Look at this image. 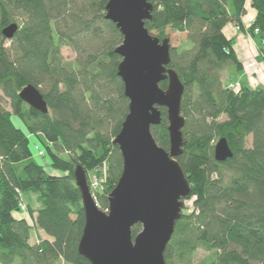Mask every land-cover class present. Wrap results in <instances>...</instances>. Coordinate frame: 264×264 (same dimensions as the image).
<instances>
[{"label":"trees","instance_id":"16d2710c","mask_svg":"<svg viewBox=\"0 0 264 264\" xmlns=\"http://www.w3.org/2000/svg\"><path fill=\"white\" fill-rule=\"evenodd\" d=\"M107 2L0 0V264H90L78 253L85 218L74 170L80 167L88 180L90 172L105 167L103 187L93 199L106 211L122 172L113 140L128 113L117 76L121 58L114 53L122 36L105 19ZM148 2L153 6L145 22L149 34L160 41L167 32L185 35V46L170 47L168 67L184 86L183 147L176 161L190 187L185 200L193 209L187 213L185 208L175 223L164 262L264 264V88L241 85L232 91L222 80L226 70L231 78L242 71L235 39L224 36V27L233 24L245 31L250 10L254 16L247 31L256 37L257 29L262 43L264 0ZM11 24L17 30L6 39L1 32ZM62 48L75 54L73 62L63 59ZM27 85L40 92L47 114L20 100ZM161 111V124L151 133L168 150ZM31 137L61 174L49 175L37 163ZM222 138L232 157L219 163L213 150ZM25 192L36 194L39 203L36 210L25 205L32 225L17 217ZM31 230L47 239L30 242ZM140 230L134 226L132 236ZM198 251L206 256L196 262Z\"/></svg>","mask_w":264,"mask_h":264},{"label":"water","instance_id":"95a60500","mask_svg":"<svg viewBox=\"0 0 264 264\" xmlns=\"http://www.w3.org/2000/svg\"><path fill=\"white\" fill-rule=\"evenodd\" d=\"M153 6L148 0H108L105 19L122 36L114 53L121 58L117 76L128 100V113L113 140L122 158L119 180L107 197L108 208L101 211L80 167L74 170L75 185L81 194L85 223L78 253L90 264H165L164 251L183 211L190 187L176 159L182 154L184 119L180 104L184 86L169 68L170 42L149 34L145 22L151 20ZM15 24L1 32L11 39ZM167 82L165 89L160 84ZM18 97L30 108L47 114L40 92L25 86ZM167 120L169 148L155 142L151 128ZM216 162L232 157L227 141L214 145ZM141 227L134 237L132 228Z\"/></svg>","mask_w":264,"mask_h":264},{"label":"rangeland","instance_id":"374dc122","mask_svg":"<svg viewBox=\"0 0 264 264\" xmlns=\"http://www.w3.org/2000/svg\"><path fill=\"white\" fill-rule=\"evenodd\" d=\"M247 19H249V18H247ZM247 27L248 26L245 27V31H241L240 28L238 30L237 26L234 25V30L237 33L238 32H242L245 35L251 36L250 33L247 31ZM155 35H156L155 33H152V36L155 37ZM166 35H167V38L169 39L170 47L181 48V47L185 46V35L184 34H178V33L170 34L169 32H167ZM255 36L258 37V34L255 35ZM263 40H264V36H263ZM259 44H260L259 46H264V41H262V43L259 41ZM61 54H62L63 59L66 62H73L75 60V58H76L75 54L68 48H62L61 49ZM245 65H247V64H245ZM242 74H243V66H242L241 74L240 75H236L234 78H231L229 76L228 70L224 71L222 73L223 84L226 85V84L231 83V82H240V81L242 82L243 81V77H242L243 75ZM163 83L167 86V82H163ZM5 107L7 109H9L8 106H5ZM221 119L223 120L225 118L222 117ZM13 123L15 124L16 127L21 128L17 118H13ZM30 142H31L30 143L31 144V148H32L33 154L35 155V159H36L37 163H39L40 165H42L44 167V169L47 172V174H49V175L61 174L62 173L61 170L58 171V170H56L55 168H53L51 166L52 159L49 157V155L46 156L44 153H43V156H39L38 155V151L36 150L37 146H36V143H35V141H34V139L32 137L30 138ZM250 145H251V141H250V139H247L246 146L250 147ZM59 158H62L64 160H68V156L65 155V154H62V155L60 154ZM87 178H88L87 182H89L88 186H89L91 195H92V197H94L93 193L96 192V191L101 190L102 187H103V184H104V181H105V167L102 166L98 170L90 172L88 174ZM21 199H22L21 211L18 213L17 217L18 218H23L24 217L28 222L30 221L29 225L30 224L32 225V220L33 219L30 216L27 215L28 211L25 208V205H29L32 208H37L39 206V203H38V200H37V195L34 194L33 192H25V193H23L21 195ZM188 199L189 198H187L186 200H188ZM185 208H188L186 210L187 213L192 212L193 207L191 205V201H186L185 202L183 211L181 213H184ZM33 210H35V209H33ZM28 217H30V218H28ZM31 233L32 234H31L30 242L31 241L34 242L37 239H39L40 237H41V239H42V237H44L42 232L40 234V233H37L36 230H31ZM204 256H206L205 252L198 251L196 253V256H195V261L196 262L200 261ZM59 264H62V262L60 261Z\"/></svg>","mask_w":264,"mask_h":264},{"label":"crops","instance_id":"0c3cea01","mask_svg":"<svg viewBox=\"0 0 264 264\" xmlns=\"http://www.w3.org/2000/svg\"><path fill=\"white\" fill-rule=\"evenodd\" d=\"M248 14L249 17L254 16V12L250 10ZM223 34L227 39H235L233 50L243 66V81H240L241 85L250 89L264 88V46H259L260 38L251 37L242 32L237 33L233 24L226 25L223 29ZM38 207L31 208L36 210ZM37 233L41 234V231H37ZM42 239H47V237L44 235Z\"/></svg>","mask_w":264,"mask_h":264},{"label":"built area","instance_id":"2783aa9c","mask_svg":"<svg viewBox=\"0 0 264 264\" xmlns=\"http://www.w3.org/2000/svg\"><path fill=\"white\" fill-rule=\"evenodd\" d=\"M252 23H253V19L251 17V18L247 19L244 24L246 26H250ZM237 29L239 30V27H237ZM254 34L255 35L259 34V31L257 29H255ZM226 88L228 90L237 91V90L241 89V83L240 82H231V83L226 84ZM36 150L38 151L39 156H43L44 152L42 150H40L38 147H36Z\"/></svg>","mask_w":264,"mask_h":264}]
</instances>
